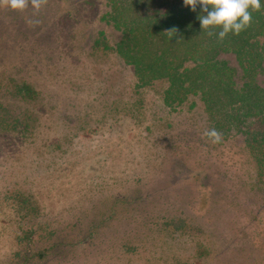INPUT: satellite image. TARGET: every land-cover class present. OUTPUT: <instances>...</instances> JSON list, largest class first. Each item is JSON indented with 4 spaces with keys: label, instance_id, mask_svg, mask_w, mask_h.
I'll use <instances>...</instances> for the list:
<instances>
[{
    "label": "rangeland",
    "instance_id": "374dc122",
    "mask_svg": "<svg viewBox=\"0 0 264 264\" xmlns=\"http://www.w3.org/2000/svg\"><path fill=\"white\" fill-rule=\"evenodd\" d=\"M145 2L0 6V264H264V169L241 128L200 93L166 105L169 82L141 87L117 53L115 21Z\"/></svg>",
    "mask_w": 264,
    "mask_h": 264
},
{
    "label": "trees",
    "instance_id": "16d2710c",
    "mask_svg": "<svg viewBox=\"0 0 264 264\" xmlns=\"http://www.w3.org/2000/svg\"><path fill=\"white\" fill-rule=\"evenodd\" d=\"M144 1L115 21L124 34L118 55L134 68L141 87L163 79L169 82L164 93L168 106L182 104L190 94L200 93L212 112L241 128L264 169V89L254 85L258 70H264V4L260 11L252 12L250 26L221 41L217 29L202 30L199 7L193 12L183 0ZM104 46L111 48L106 43ZM221 53L235 55L243 77L251 78L252 84L238 88L235 70L217 57ZM16 89L27 104L39 100L28 82L18 83ZM30 113L26 109L25 118L32 116Z\"/></svg>",
    "mask_w": 264,
    "mask_h": 264
},
{
    "label": "clouds",
    "instance_id": "9594fccd",
    "mask_svg": "<svg viewBox=\"0 0 264 264\" xmlns=\"http://www.w3.org/2000/svg\"><path fill=\"white\" fill-rule=\"evenodd\" d=\"M47 0H0V6H6L17 12H24L29 7L33 16L38 14ZM186 7L193 12L201 10L200 20L202 30L217 29L219 40H224L229 34L239 35L252 22V12L260 11L264 0H183ZM29 25L38 24V20L26 18ZM212 34L211 32L209 33ZM203 135L212 143H219L222 135L215 128L207 129Z\"/></svg>",
    "mask_w": 264,
    "mask_h": 264
}]
</instances>
